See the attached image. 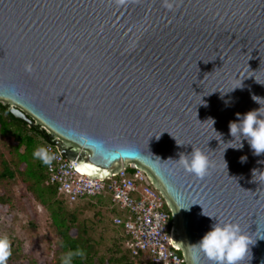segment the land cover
Segmentation results:
<instances>
[{"label": "water", "instance_id": "1", "mask_svg": "<svg viewBox=\"0 0 264 264\" xmlns=\"http://www.w3.org/2000/svg\"><path fill=\"white\" fill-rule=\"evenodd\" d=\"M253 95L264 0H0V102L92 178L145 170L184 264H209L194 246L214 222L203 211L238 222L256 241L244 264H264V153L223 144ZM192 147L212 164L202 179L173 161Z\"/></svg>", "mask_w": 264, "mask_h": 264}, {"label": "trees", "instance_id": "2", "mask_svg": "<svg viewBox=\"0 0 264 264\" xmlns=\"http://www.w3.org/2000/svg\"><path fill=\"white\" fill-rule=\"evenodd\" d=\"M46 131L38 125L28 126L22 119L14 117L7 104L0 102V135L12 142L8 146L9 158L0 153V180H12L16 176L25 185L26 190L48 212L50 224L56 237L55 249L50 264H61V257L71 252L82 251L83 256L74 257L72 264H158L143 252L132 253L129 247V236L121 223H116V217L123 218L125 211L111 200L109 193L94 196H83L69 200L55 186L47 182L45 164L33 157L35 149L41 147L46 140ZM130 171V169H128ZM107 203L113 210L111 223L119 232L111 247L99 252L94 246L95 241L85 232L84 225L76 224L75 208L70 204L76 202ZM10 198L0 193V207L8 205ZM69 204V205H68ZM12 254L6 264H14L21 256L19 243H12Z\"/></svg>", "mask_w": 264, "mask_h": 264}, {"label": "built area", "instance_id": "3", "mask_svg": "<svg viewBox=\"0 0 264 264\" xmlns=\"http://www.w3.org/2000/svg\"><path fill=\"white\" fill-rule=\"evenodd\" d=\"M41 147L55 157L51 165L45 166V173L47 182L57 191L69 200L109 193L111 200L125 211L123 218L116 217L114 221L123 225L133 254L146 253L158 264H184L183 255L170 240L171 215L165 198L145 170L128 163L110 176L92 178L77 171L53 142L45 141Z\"/></svg>", "mask_w": 264, "mask_h": 264}, {"label": "clouds", "instance_id": "4", "mask_svg": "<svg viewBox=\"0 0 264 264\" xmlns=\"http://www.w3.org/2000/svg\"><path fill=\"white\" fill-rule=\"evenodd\" d=\"M174 3L175 0H163V6L169 10L173 8ZM25 70L30 72L31 66L26 65ZM238 87H242V85ZM252 99L260 107L243 115L236 114L237 120L229 123V135L233 138L232 140L226 143L223 142L221 139L222 134L215 131L220 141L227 145L225 150L228 148L241 150L244 147V141H247L254 155L259 156L264 153V98L253 95ZM209 120L212 121L213 127L215 121L211 118ZM42 129L45 131L44 128ZM177 145L182 146L178 143ZM33 157L41 160L45 165H51L55 159L54 155L50 154L45 147L35 149ZM246 160V156L240 158L241 163L246 162ZM173 161L190 174L201 179L209 175L212 168L208 155L199 148L192 147L190 154L180 153L179 159ZM256 175H258L257 172L253 170V176ZM203 215L214 222L210 230L203 235L197 244H194L197 251L207 258L209 264H244L246 258L251 255L250 246L254 245L256 241L253 242L251 236L242 230L238 222L224 221L216 216L207 215L204 211ZM11 248L10 239L6 235H0V264H6L12 254ZM76 256H83V252L69 251L61 257V264H72Z\"/></svg>", "mask_w": 264, "mask_h": 264}, {"label": "rangeland", "instance_id": "5", "mask_svg": "<svg viewBox=\"0 0 264 264\" xmlns=\"http://www.w3.org/2000/svg\"><path fill=\"white\" fill-rule=\"evenodd\" d=\"M10 136L0 135V153L9 158ZM0 193H5L10 202L0 207V235H6L12 243H19L21 256L14 264H50L55 249V234L46 209L29 193L16 176L12 180H0ZM69 205V204H68ZM76 224L84 225L85 232L95 241L98 251L104 252L119 232L111 223L113 210L107 203L76 202Z\"/></svg>", "mask_w": 264, "mask_h": 264}, {"label": "snow or ice", "instance_id": "6", "mask_svg": "<svg viewBox=\"0 0 264 264\" xmlns=\"http://www.w3.org/2000/svg\"><path fill=\"white\" fill-rule=\"evenodd\" d=\"M77 171H82V169L78 168Z\"/></svg>", "mask_w": 264, "mask_h": 264}]
</instances>
